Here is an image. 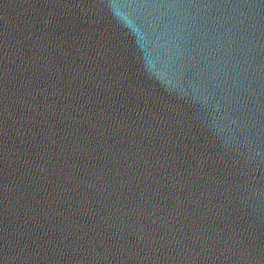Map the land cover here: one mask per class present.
<instances>
[{
  "label": "water",
  "instance_id": "obj_1",
  "mask_svg": "<svg viewBox=\"0 0 264 264\" xmlns=\"http://www.w3.org/2000/svg\"><path fill=\"white\" fill-rule=\"evenodd\" d=\"M0 264H264V0H0Z\"/></svg>",
  "mask_w": 264,
  "mask_h": 264
}]
</instances>
